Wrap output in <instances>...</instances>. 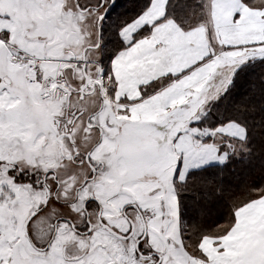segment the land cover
Returning a JSON list of instances; mask_svg holds the SVG:
<instances>
[{
    "label": "snow or ice",
    "instance_id": "6c2138e0",
    "mask_svg": "<svg viewBox=\"0 0 264 264\" xmlns=\"http://www.w3.org/2000/svg\"><path fill=\"white\" fill-rule=\"evenodd\" d=\"M0 264H264V0H0Z\"/></svg>",
    "mask_w": 264,
    "mask_h": 264
}]
</instances>
